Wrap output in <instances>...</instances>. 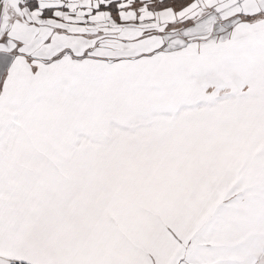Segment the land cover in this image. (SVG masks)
Listing matches in <instances>:
<instances>
[{
	"label": "snow or ice",
	"instance_id": "snow-or-ice-1",
	"mask_svg": "<svg viewBox=\"0 0 264 264\" xmlns=\"http://www.w3.org/2000/svg\"><path fill=\"white\" fill-rule=\"evenodd\" d=\"M0 264H264V0H0Z\"/></svg>",
	"mask_w": 264,
	"mask_h": 264
}]
</instances>
